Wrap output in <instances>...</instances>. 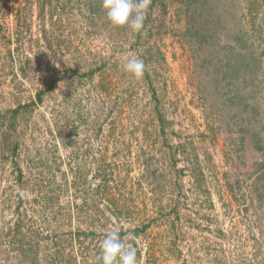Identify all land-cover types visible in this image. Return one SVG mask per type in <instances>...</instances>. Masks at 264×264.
<instances>
[{"label": "rangeland", "instance_id": "rangeland-1", "mask_svg": "<svg viewBox=\"0 0 264 264\" xmlns=\"http://www.w3.org/2000/svg\"><path fill=\"white\" fill-rule=\"evenodd\" d=\"M126 56L146 65L142 79ZM264 264V0H0V264Z\"/></svg>", "mask_w": 264, "mask_h": 264}, {"label": "clouds", "instance_id": "clouds-1", "mask_svg": "<svg viewBox=\"0 0 264 264\" xmlns=\"http://www.w3.org/2000/svg\"><path fill=\"white\" fill-rule=\"evenodd\" d=\"M150 4L151 0H102V8L113 26H127L137 33L145 27ZM123 70L139 80L144 77L146 65L136 56H126ZM129 238L136 237L129 233L122 238L117 230L105 233L99 245L101 264H138L137 248L124 242Z\"/></svg>", "mask_w": 264, "mask_h": 264}]
</instances>
